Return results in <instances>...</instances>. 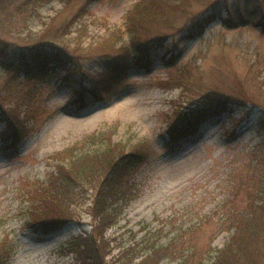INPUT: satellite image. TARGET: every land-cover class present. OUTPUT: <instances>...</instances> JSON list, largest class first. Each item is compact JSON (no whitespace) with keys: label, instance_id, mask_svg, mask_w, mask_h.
I'll return each instance as SVG.
<instances>
[{"label":"rangeland","instance_id":"1","mask_svg":"<svg viewBox=\"0 0 264 264\" xmlns=\"http://www.w3.org/2000/svg\"><path fill=\"white\" fill-rule=\"evenodd\" d=\"M23 1L0 0L3 45L11 50L32 45L53 22L65 32L53 44L69 47L87 68L86 82H104L92 53H118L129 41L125 20L137 0H40L26 15L18 6ZM245 1L250 0L228 4L242 9ZM207 2L193 0V9ZM230 13L211 22L200 36L189 37L181 25L184 17L166 10L170 24L147 25L143 39L170 36L177 40V58L158 60L149 69L131 68L100 100L83 108L55 72L24 82V87L36 86L38 101L25 114L18 145L0 144V243L6 241L12 251L6 264H79L65 246L92 229L91 192L86 189L76 199L72 219L46 233L31 227L28 189L56 171L55 154L74 151L83 156L103 150L108 141L90 138L103 131L127 151L145 142L152 153L131 174L132 195L115 210V222L106 233L112 248L108 260L140 242L144 255L151 245L170 247L159 264H179L184 257L187 264H202L226 243L234 231L228 213L249 207L248 189L258 190V178L264 175V161L257 160L264 152V110L254 107L250 113L232 103L231 110L178 142L168 130L179 111L205 95L243 90L264 105V31L252 24L229 27L236 24L225 22ZM3 127L0 121V131Z\"/></svg>","mask_w":264,"mask_h":264},{"label":"trees","instance_id":"2","mask_svg":"<svg viewBox=\"0 0 264 264\" xmlns=\"http://www.w3.org/2000/svg\"><path fill=\"white\" fill-rule=\"evenodd\" d=\"M39 1L24 0L18 6L26 15L27 10H36L35 4ZM206 2L201 9H193V0H137L125 20L129 41L120 46L118 53L114 50L92 53L102 68L101 79H104L101 83L97 80L94 85L85 81L87 68L73 56L69 47L53 44L65 34L53 22L45 27L36 43L20 49L11 50L0 39V121L4 124L0 144L18 145L25 130V114L38 101L36 86L24 87V82H37L55 72L60 77V84L74 94L75 103L83 108L100 100L103 93L119 84V79L131 68L149 69L158 60L173 62L179 55L177 40H170V36L167 39L164 35L143 39L147 25L155 22L170 24L169 18L163 15L166 10L184 17L181 25L189 37L200 36L211 22L224 18L229 10L231 13L225 17V22L232 24L236 20V24L229 27L252 24L250 26L264 31V0L245 1L242 9L229 7L228 0ZM229 95H205L201 101L191 102L182 112L179 111L168 130L173 142L196 134L209 119L231 110L232 103L244 105L250 113L254 107L264 110V105L257 103L256 97L246 91ZM260 128L264 131V118ZM90 138L108 142L103 150L83 156H77L72 149L68 154L67 151L55 154L59 160L56 171L29 187L31 227L46 233L59 229L72 219V205L88 189L91 192L88 213L92 216V229L73 236L65 246L67 253L74 254L79 264H159L162 256L170 250L168 245H151L144 255L138 249L141 243L137 242L124 248L117 258L107 259L112 248L106 233L115 222V210L121 200L132 195L131 174L152 153L145 142L136 143L127 151L124 144L113 142L112 134L105 131ZM260 157L257 160L264 161V152ZM258 179L259 189H248L249 207L243 210L234 208L228 213L227 220L234 229L230 238L202 264H264V175ZM11 252L6 241L0 243V264L9 261ZM139 257L141 259L137 260ZM187 263L188 258L184 257L179 264Z\"/></svg>","mask_w":264,"mask_h":264}]
</instances>
